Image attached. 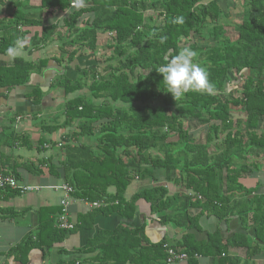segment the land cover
<instances>
[{"label": "trees", "instance_id": "obj_1", "mask_svg": "<svg viewBox=\"0 0 264 264\" xmlns=\"http://www.w3.org/2000/svg\"><path fill=\"white\" fill-rule=\"evenodd\" d=\"M5 1L0 0V5ZM205 1L88 0V7L78 11L70 8V0H39L37 17L22 9L18 0L11 4L13 12L0 21L1 56L9 54L17 38L27 39L28 28L42 27L55 15L63 16L62 27L75 35L61 44L66 65L52 84L62 90L65 99L64 122L42 129L48 134L58 129L73 131L61 137L63 158L39 165L46 166L61 184L72 187L74 198L107 204L79 214L71 231L55 227L60 207L37 210V230L15 250L21 264L27 262L25 257L31 250L43 253L62 245L69 235L91 230L99 216L117 214L121 219H133L138 201L155 216L153 221L170 227L180 238L151 243L144 225H120L98 231L71 253L61 247L59 253L65 259L58 264H165L164 244L186 254L187 264H201L208 258L211 264H257L264 260V0H241L242 19L236 26L226 21L228 16L219 9L218 0ZM148 11L156 16L145 17ZM177 16L184 18L183 24L171 23ZM227 27L232 28L235 38L226 35ZM56 29V24L44 27L41 41L53 44ZM104 33L114 34L109 60L119 58L116 68L77 67L76 77L68 78L65 72L76 58L83 57L81 51L86 49L92 55L97 35ZM162 36L167 37L163 44L159 42ZM197 39L211 40L212 45L200 47ZM184 46L197 53L194 62L207 70L215 85L212 95L190 91L175 101L166 91L156 69L166 64L169 51L176 54ZM28 47L25 44L23 50ZM53 61L60 65L63 60L57 57ZM47 64L46 59L30 62L14 58L1 65L0 91L25 87ZM230 74L235 82L240 81L238 95L227 88ZM81 91L86 94H76ZM27 98L39 105L42 90L34 88ZM239 110L244 117L233 120L231 114ZM189 120L209 125L204 143L190 141ZM96 128L98 135L94 136ZM4 137L2 145L7 147L19 141L12 133ZM211 146L218 150L212 153ZM24 167L39 173L33 164ZM159 171L179 189L177 193L169 195L164 186H155L125 199L132 182L145 176L154 181ZM4 175L20 179L14 170ZM246 178H258L256 187L247 188L242 183ZM109 188L114 192L109 193ZM5 192L20 195L16 190H0V194ZM192 211L196 213L192 215ZM8 214L10 219L20 215L14 211ZM203 216L225 225L236 218L242 233L225 238L218 227L200 237ZM239 250L242 256L236 252ZM73 255L77 257L71 258Z\"/></svg>", "mask_w": 264, "mask_h": 264}, {"label": "crops", "instance_id": "obj_2", "mask_svg": "<svg viewBox=\"0 0 264 264\" xmlns=\"http://www.w3.org/2000/svg\"><path fill=\"white\" fill-rule=\"evenodd\" d=\"M18 1L21 3L22 9L30 14L37 9L32 0ZM14 2L15 0H7L4 5H0V21L2 19L7 20L8 16L11 15L13 12L11 4ZM34 28L33 30L36 31L39 27ZM33 30L31 33H33ZM38 48L29 49L26 51L27 54H24L22 49L21 53H23L20 55H0V64L3 62L1 65L12 62L14 58H23L25 61L30 62L43 59L48 60L47 67L42 70V73L33 74L25 87L9 93L0 91V169L3 174L6 172L11 173L14 170L19 175V182L23 184L33 187H43V189L37 192L26 195L11 196L7 192L0 194V264H21L22 258L16 256L15 250L27 236L34 234L37 230V210L40 208L57 209L59 208L61 198L60 192L51 188L61 185L62 181L51 176L48 173L47 167L39 165V162L47 161L51 158L55 162H59L64 156L63 154L61 155L59 149L55 148V144L61 140L62 135L66 133L67 129H58L51 134L44 132L42 129L59 126L64 122L63 105L65 99L62 90L52 86V84L63 73L62 68L66 63L62 61L60 65L56 64L53 59L58 56L55 54L49 56L42 55V52H40L41 48ZM91 57L92 55L90 54L89 58H76L65 72L67 77L74 79L76 77L75 68L77 67L81 69L94 67L95 63ZM34 88H40L43 93V98L39 105H33L32 100L27 98V95ZM55 91L61 93V97L56 98ZM68 98L71 97L69 96ZM18 117H21L19 121L16 120ZM9 133L18 136L19 141L7 147L4 144L2 145V143L6 142L4 136ZM40 140L44 141L42 145L39 144ZM26 164L37 166L39 173H31L29 169L24 167ZM261 179L264 181L263 175ZM256 182H258V178H246L242 181L249 189L256 187ZM133 184L131 183V188L135 187ZM130 187L128 193L125 195L126 200H129L137 192L134 190L135 188H132V191H130ZM11 211L17 212L20 215L14 219H10L8 212ZM69 211L71 219L74 222H76L79 214L88 212L81 205L71 206ZM195 213L196 211L191 212L192 215ZM153 219H155V216L150 215L147 206L138 201L133 219H121L117 214L109 217L99 216L95 219L91 230H83L74 235L67 236L62 245L55 246L49 251L44 250L43 253L31 250L26 255L25 260L27 262L24 264H58L62 259H65L59 253L61 247L68 253H71V251L82 247L86 240L93 237L98 231L113 230L120 225L130 228H138L144 225L146 239L151 243L158 242L162 238H166L168 241L180 238L170 227H163L156 220L153 221ZM199 224L203 231L200 237L204 236L205 232H213L218 227L225 238H231L233 235L242 233L239 220L236 218L225 225L224 223L218 224L212 217L207 218L203 216ZM197 239L201 238L197 237ZM232 252L234 253L235 250ZM236 252L240 256L243 255L240 254L243 252L242 250ZM76 257V255L71 256V258ZM211 263L212 260L210 258L201 260V264ZM257 264H264V260L258 261Z\"/></svg>", "mask_w": 264, "mask_h": 264}, {"label": "rangeland", "instance_id": "obj_3", "mask_svg": "<svg viewBox=\"0 0 264 264\" xmlns=\"http://www.w3.org/2000/svg\"><path fill=\"white\" fill-rule=\"evenodd\" d=\"M209 0H206L205 2H208ZM32 2H34V6L38 7L39 6V0H32ZM86 4H89L88 0H85ZM218 7L219 9L222 11V13L226 14L228 16L227 18V22H229L230 25H238L241 22L242 19V1L241 0H218ZM73 9V8H71ZM31 12V11H30ZM35 16L37 17L38 14L36 11H34ZM155 17L156 13L155 12H151L148 11L145 15V17ZM54 19L52 18L49 19L48 21H45V25H43L42 27H39L36 31H34L33 29L35 28H28L27 30H29L30 32H28L27 35V43L29 45L28 50L29 49H35L38 48L40 49L42 52V55H53L55 54L56 56L62 58L63 62H65V55L62 54V52H60V48H61V44L64 41H68L70 39H73L75 37V35H71L66 28L62 27V20H63V16L61 15H55L53 16ZM57 25V29L55 31V33L53 34V39L54 42L53 44H46L43 43L41 41V33H42V29L44 27H48L50 25ZM155 24H156V20H155ZM33 30V33H31ZM226 35L230 38H235L234 32L232 30V28L227 27L226 28ZM60 36V37H59ZM58 38H64V40H59ZM113 38H114V34L112 33H104V34H98L97 35V45H96V49L94 51V53L92 54V56H94L93 58V62L95 63L94 65L99 66V68L102 70L104 66H108L111 65L114 68H116V62L119 60V58L115 57L116 59L114 60H109V58L113 57V51L112 49L109 48L110 45H113ZM29 40V41H28ZM196 43L198 44V46L200 47H207V46H211L212 42L211 40H202V39H197ZM72 48L66 49V50H71ZM130 49V47H129ZM128 49V50H129ZM26 50L24 51V54H27ZM23 53V52H22ZM82 56L85 58H89L90 54L87 53L86 49H83L81 51ZM95 54V55H94ZM96 58V60H95ZM92 59V57H91ZM37 61V60H36ZM35 61V62H36ZM1 64H3V62H1ZM0 64V65H1ZM65 64V63H64ZM233 75L230 74L229 76V80L227 81V88H231V91L234 92V95H238L239 92V86H240V81L239 82H235ZM234 80V82H233ZM230 90V89H229ZM230 91V92H231ZM86 94L85 91H82L78 94ZM61 93H58L57 91H55V97L59 98L61 97L60 95ZM77 94V93H76ZM72 97V96H71ZM232 115V119L236 120L237 118H243L244 114L241 113V111H234ZM73 127L77 126V122H74L72 124ZM187 130H188V134H189V139L191 142H200L201 144L205 142L206 139V135H207V128L209 127V125H207V123H201L199 121L196 120H189L187 121ZM262 129H264V126L262 127ZM73 130L71 129H67L65 132L67 134H71ZM65 133V134H66ZM98 135V128L95 129L94 131V136ZM71 140V139H70ZM88 142V141H87ZM218 142V141H217ZM91 144H93V142H91ZM57 150L59 149V152L61 153V155L63 154V149L62 147H55ZM54 149V148H53ZM218 150V147H213L211 146V152L214 153ZM155 176V180L152 181L151 179H148V176H145L143 178V180H136L134 182H132V184L135 187L134 190L139 191L142 188H151V187H155V186H164L165 188H167L168 194L172 195L178 192L179 189L175 188L173 185H171L169 182H167L164 178V172L163 171H159L157 173L154 174ZM130 187V191H132V189ZM135 191V192H136ZM184 191V190H182ZM109 193H113L114 190L112 188L108 189ZM242 255V253H240Z\"/></svg>", "mask_w": 264, "mask_h": 264}, {"label": "clouds", "instance_id": "obj_4", "mask_svg": "<svg viewBox=\"0 0 264 264\" xmlns=\"http://www.w3.org/2000/svg\"><path fill=\"white\" fill-rule=\"evenodd\" d=\"M70 7L80 10L88 7L85 0H70ZM90 18L94 19L93 15ZM173 24H183L182 16L174 17L171 20ZM167 37L162 36L159 42L163 44ZM27 41L24 38H17L13 47L8 49L9 54L20 55ZM166 64L156 69V72L162 76V81L166 86V91L170 93L175 101L181 99L188 92H200L212 95L215 92V85L208 79L207 70L199 63L194 62L197 53L190 47L184 46L176 54L168 52Z\"/></svg>", "mask_w": 264, "mask_h": 264}, {"label": "built area", "instance_id": "obj_5", "mask_svg": "<svg viewBox=\"0 0 264 264\" xmlns=\"http://www.w3.org/2000/svg\"><path fill=\"white\" fill-rule=\"evenodd\" d=\"M20 119L21 117L16 118L17 121H19ZM63 146L64 144L61 141H58L56 143V147L58 148L62 147L63 149ZM6 189H9L11 191L16 190L19 192L20 195H26L29 193L37 192L43 189V187H33L27 184H23L17 181L12 176L4 175L0 169V190L4 191ZM51 189L56 190L61 194V198L59 201V207L61 211L59 214L56 215V221H55V227L59 231H71L74 227L75 222L71 219L70 211H69L71 206L81 205L85 208L86 211H92L107 206V204L104 203L103 201L89 203L84 200L74 198L73 195L75 193V190L66 184H61ZM263 194H264V189H263ZM188 195L193 196V194L191 193H188ZM197 199H201V198L197 196ZM163 249L166 255L165 264H187L189 258L186 254L176 253L172 248L168 246V244H164ZM194 258L197 260L201 259L198 256H194Z\"/></svg>", "mask_w": 264, "mask_h": 264}]
</instances>
